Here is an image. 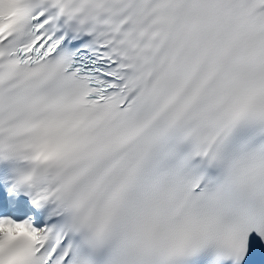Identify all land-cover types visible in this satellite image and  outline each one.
<instances>
[{
    "label": "snow or ice",
    "instance_id": "snow-or-ice-1",
    "mask_svg": "<svg viewBox=\"0 0 264 264\" xmlns=\"http://www.w3.org/2000/svg\"><path fill=\"white\" fill-rule=\"evenodd\" d=\"M0 264H264V0H0Z\"/></svg>",
    "mask_w": 264,
    "mask_h": 264
}]
</instances>
